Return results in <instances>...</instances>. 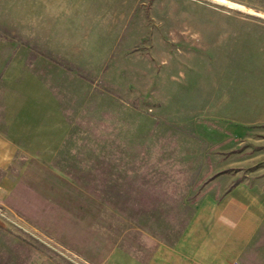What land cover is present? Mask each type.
<instances>
[{
	"label": "rangeland",
	"instance_id": "rangeland-1",
	"mask_svg": "<svg viewBox=\"0 0 264 264\" xmlns=\"http://www.w3.org/2000/svg\"><path fill=\"white\" fill-rule=\"evenodd\" d=\"M9 130L77 202L193 246L217 180H264V0H0ZM67 204L43 228L0 204V264H86L87 239L63 242Z\"/></svg>",
	"mask_w": 264,
	"mask_h": 264
},
{
	"label": "crops",
	"instance_id": "crops-1",
	"mask_svg": "<svg viewBox=\"0 0 264 264\" xmlns=\"http://www.w3.org/2000/svg\"><path fill=\"white\" fill-rule=\"evenodd\" d=\"M20 158L22 162L11 145V131L6 137L0 133V204L25 224L43 228L58 206L70 203L63 242L74 252L67 240L87 239L80 243L87 250L74 252L86 264H264L263 179L217 180L209 193L206 231L193 246H185L148 233L94 197L77 202L70 186L63 190L47 177V167ZM11 169L18 174L11 177ZM1 227L0 248L9 257L11 235Z\"/></svg>",
	"mask_w": 264,
	"mask_h": 264
}]
</instances>
